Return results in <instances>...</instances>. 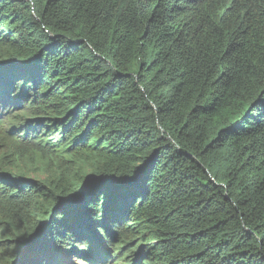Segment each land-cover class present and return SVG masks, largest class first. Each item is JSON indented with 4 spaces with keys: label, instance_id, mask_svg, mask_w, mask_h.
<instances>
[{
    "label": "trees",
    "instance_id": "trees-1",
    "mask_svg": "<svg viewBox=\"0 0 264 264\" xmlns=\"http://www.w3.org/2000/svg\"><path fill=\"white\" fill-rule=\"evenodd\" d=\"M0 120V264H264V0H0Z\"/></svg>",
    "mask_w": 264,
    "mask_h": 264
},
{
    "label": "water",
    "instance_id": "water-1",
    "mask_svg": "<svg viewBox=\"0 0 264 264\" xmlns=\"http://www.w3.org/2000/svg\"><path fill=\"white\" fill-rule=\"evenodd\" d=\"M98 177H94V176H89L86 178L85 182L83 183L84 184V188L87 187L88 183L93 180V179H96ZM101 179L102 183H106V184H110L112 187H120L122 186V183L125 182V181H122V180H114V179H104L103 177L99 178ZM126 183V182H125ZM73 202V201H72ZM71 202V203H72ZM66 204H70V203H64L62 205L59 206V208L63 205H66ZM36 242H37V238L36 236H31L28 240H26L24 242V244L22 245V248L19 250L18 252V256H17V259L16 261L13 263V264H20L24 258V256L26 255V253L31 249L33 248L35 245H36Z\"/></svg>",
    "mask_w": 264,
    "mask_h": 264
},
{
    "label": "rangeland",
    "instance_id": "rangeland-1",
    "mask_svg": "<svg viewBox=\"0 0 264 264\" xmlns=\"http://www.w3.org/2000/svg\"><path fill=\"white\" fill-rule=\"evenodd\" d=\"M7 127H8V124L5 123L4 121L0 120V137L3 136V134L5 133V130L7 129ZM80 262L84 263V264H87V263H85L84 261H81V260L80 261L75 260L74 264H81Z\"/></svg>",
    "mask_w": 264,
    "mask_h": 264
},
{
    "label": "clouds",
    "instance_id": "clouds-1",
    "mask_svg": "<svg viewBox=\"0 0 264 264\" xmlns=\"http://www.w3.org/2000/svg\"><path fill=\"white\" fill-rule=\"evenodd\" d=\"M38 240H39V239H38ZM38 240H37V241H38ZM36 243H37V242H36ZM31 249H32V248H31ZM31 249H30V250H31ZM30 250H29V251H30ZM26 254H27V253H26ZM24 257H25V256H24ZM78 261H80V260H78ZM20 264H21V263H20Z\"/></svg>",
    "mask_w": 264,
    "mask_h": 264
},
{
    "label": "snow or ice",
    "instance_id": "snow-or-ice-1",
    "mask_svg": "<svg viewBox=\"0 0 264 264\" xmlns=\"http://www.w3.org/2000/svg\"><path fill=\"white\" fill-rule=\"evenodd\" d=\"M73 264H74V262H73Z\"/></svg>",
    "mask_w": 264,
    "mask_h": 264
}]
</instances>
